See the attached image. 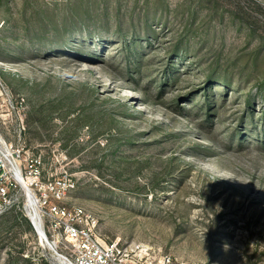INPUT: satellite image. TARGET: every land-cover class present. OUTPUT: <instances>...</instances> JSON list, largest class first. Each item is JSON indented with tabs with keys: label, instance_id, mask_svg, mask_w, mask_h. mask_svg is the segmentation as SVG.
I'll list each match as a JSON object with an SVG mask.
<instances>
[{
	"label": "rangeland",
	"instance_id": "obj_1",
	"mask_svg": "<svg viewBox=\"0 0 264 264\" xmlns=\"http://www.w3.org/2000/svg\"><path fill=\"white\" fill-rule=\"evenodd\" d=\"M0 81L1 135L104 242L264 264V0H0ZM10 195L0 264H62Z\"/></svg>",
	"mask_w": 264,
	"mask_h": 264
},
{
	"label": "built area",
	"instance_id": "obj_2",
	"mask_svg": "<svg viewBox=\"0 0 264 264\" xmlns=\"http://www.w3.org/2000/svg\"><path fill=\"white\" fill-rule=\"evenodd\" d=\"M0 95L6 96V106L11 113L24 110L23 101L14 103L1 81ZM41 171L40 158L31 155L24 158L23 149L8 142L0 133V202L9 205L11 192L22 189L26 193V188H29L44 234L49 235L55 249L60 243L64 245V258L68 264H137L145 258L146 251L140 246L123 247L116 242L106 243L100 239L89 213L80 207L62 206L61 203L74 188L71 181L56 180L41 188ZM34 186L38 187L39 193L43 190L38 197L34 193ZM170 262L169 258H165L163 264Z\"/></svg>",
	"mask_w": 264,
	"mask_h": 264
},
{
	"label": "bare ground",
	"instance_id": "obj_3",
	"mask_svg": "<svg viewBox=\"0 0 264 264\" xmlns=\"http://www.w3.org/2000/svg\"><path fill=\"white\" fill-rule=\"evenodd\" d=\"M24 185H25V184H24ZM25 187H26V186H25ZM26 189H27V188H26ZM28 189H29V188H28ZM28 191H29V190H28ZM28 191H27V192L25 191V192H26V195L28 196V197H27V201H26V205H25L27 215H28V217H30V219L34 222V224H35V226H36V228H37V231H38L39 234H40L39 239H40L41 243H42L43 245L47 246L46 243L44 242V239H43L42 235H41V234L44 233V232H43V229H42V227H41V225H40V222H39V216H38V211H37L36 203H35V201H34L33 196H32ZM31 196H32V197H31ZM46 240H47V238H46ZM47 243H48L49 246L53 249L52 245L48 242V240H47ZM50 247L47 246V248H48L49 250H51ZM53 250H54V249H53ZM59 261H60L62 264H68L67 261L64 260V258L62 259V256H59Z\"/></svg>",
	"mask_w": 264,
	"mask_h": 264
},
{
	"label": "water",
	"instance_id": "obj_4",
	"mask_svg": "<svg viewBox=\"0 0 264 264\" xmlns=\"http://www.w3.org/2000/svg\"><path fill=\"white\" fill-rule=\"evenodd\" d=\"M33 226H34V225H33ZM34 229H35V232L37 233V235L40 236L39 232L37 231L36 226H34ZM41 235H42V237H43L44 242L46 243V245H47L48 247H50L49 244L47 243V240H46V236H45V234L42 233ZM50 249H51V251L54 252V250H53L51 247H50ZM54 253H55V255L57 256V253H56V252H54ZM58 259H59V256H57V260H58Z\"/></svg>",
	"mask_w": 264,
	"mask_h": 264
},
{
	"label": "trees",
	"instance_id": "obj_5",
	"mask_svg": "<svg viewBox=\"0 0 264 264\" xmlns=\"http://www.w3.org/2000/svg\"><path fill=\"white\" fill-rule=\"evenodd\" d=\"M208 83H213V82H212V81H210V80H208ZM222 83H223V84H225V83H224V81H222Z\"/></svg>",
	"mask_w": 264,
	"mask_h": 264
}]
</instances>
